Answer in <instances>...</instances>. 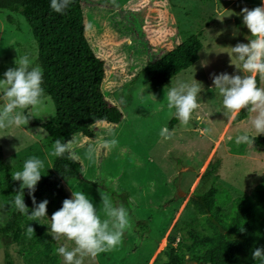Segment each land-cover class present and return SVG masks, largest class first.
<instances>
[{
  "label": "rangeland",
  "instance_id": "obj_1",
  "mask_svg": "<svg viewBox=\"0 0 264 264\" xmlns=\"http://www.w3.org/2000/svg\"><path fill=\"white\" fill-rule=\"evenodd\" d=\"M83 3L86 35L96 54L105 61L106 75L101 89L106 99L121 111L122 118L117 124L98 121L92 126L94 138L74 135L72 152L82 169L76 178L64 184L70 197L72 188L85 192L101 219L105 217L100 190H104L116 206L123 205L128 210L132 225L120 246L94 259L85 257L84 264H158L155 259L166 247L168 235L177 234L187 221L197 216L188 202L196 189L209 187V182L201 183L210 162L215 164L217 184L229 190L232 197L250 194L264 180V147L235 143V137L245 130L257 135L250 123L256 114L250 112L246 118L234 122L236 113L225 114L223 98L212 79L213 73L242 74L234 65L240 62L231 47L248 43L253 37L240 13L244 7L261 6L264 0H83ZM10 14L18 29L7 21ZM236 30L239 34L234 37ZM198 31L203 43L199 60L174 75L166 85L172 87L181 81L200 84L202 92L197 99L201 120L193 119L183 126L176 119L171 126L173 117L168 114L166 85L154 86L142 68ZM37 54V44L25 18L0 9V79L9 68L16 67L18 56L28 55L33 65L39 66ZM260 87L264 88V81L260 80ZM53 113L54 104L48 96L31 108L32 119H46ZM163 126L175 131L172 139L159 135ZM108 129H113L115 135L109 136ZM111 139L117 141L116 145L103 147ZM49 142L46 130L32 121L19 128L0 129L3 158L13 166L12 173L22 170L25 160L36 156L45 162L43 175L54 159L49 155L53 145ZM90 146L96 148L91 160L87 157ZM13 209L0 194V226L10 218ZM44 220L50 228V218ZM52 240L56 249L62 245L75 247L65 237L55 240L52 236ZM6 252L12 264H26L18 244L6 243L0 236V264H5ZM59 258V264H64L63 258ZM165 258L161 255L159 260Z\"/></svg>",
  "mask_w": 264,
  "mask_h": 264
},
{
  "label": "trees",
  "instance_id": "obj_2",
  "mask_svg": "<svg viewBox=\"0 0 264 264\" xmlns=\"http://www.w3.org/2000/svg\"><path fill=\"white\" fill-rule=\"evenodd\" d=\"M85 8L83 0H72L61 14L50 8V0H0V9L25 18L37 44V64L44 74V97L52 100L54 113L46 119H32L30 107L24 114L30 122L46 130L49 143L57 139L71 141L77 133L94 138L92 126L98 121L117 124L122 118L121 111L106 99L101 89L106 66L86 35ZM7 21L19 28L11 14ZM200 36L201 31L190 34L158 60L145 64L142 71L154 86L166 85L174 75L199 60L203 46ZM256 79L260 87L258 74ZM249 113L243 109L235 114L233 121H240ZM175 122L173 117L171 126ZM254 143L264 147V135H258ZM81 169L79 160L70 159L68 153L54 157L35 192L37 203L49 201L48 217L41 224L15 208L13 199L20 181L12 180L13 166L4 160L0 144V194L7 205L14 207L10 218L0 226V236L6 243L18 244L26 264H59L49 223L44 219L51 218L64 199L71 198L64 182L76 178ZM215 170V164L210 162L201 183L209 182V187L196 189L188 202L197 216L187 221L177 234L168 235L166 247L155 259L158 264H260L252 259L251 252L264 246V180L250 194L232 197L229 190L217 184ZM25 203L31 214L34 205L28 189H25ZM29 225L35 228L31 238L26 235ZM161 255H165V260H159ZM5 264H12L8 252Z\"/></svg>",
  "mask_w": 264,
  "mask_h": 264
},
{
  "label": "clouds",
  "instance_id": "obj_3",
  "mask_svg": "<svg viewBox=\"0 0 264 264\" xmlns=\"http://www.w3.org/2000/svg\"><path fill=\"white\" fill-rule=\"evenodd\" d=\"M72 3V0H50V8L63 13ZM243 24L250 30L248 43H237L232 48L239 64H234L242 74H212L214 87L223 98L222 104L226 109L225 114L239 113L248 109L255 113L250 123L257 134L264 133V88L257 86V74L264 81V4L254 9L244 7L240 13ZM238 30L233 36L238 35ZM232 53H229L232 57ZM16 67L9 68L4 72V78L0 79V129L21 127L29 123V118L23 110L34 108L39 105L45 95L43 87V70L34 66L28 55L18 56L15 60ZM206 66V64H205ZM172 83V82H171ZM202 92L201 85L195 82H178L172 87L165 86V100L169 116L178 119L183 126H187L193 119L200 121L198 110L201 105L198 102V94ZM18 109L20 111H18ZM194 113H197L194 116ZM175 131L167 126L160 129L159 135L166 139H172ZM108 135L114 136V130L108 129ZM247 130L235 137L237 145L253 144L255 138ZM117 141L111 139L103 145L105 148L115 146ZM95 147L87 149L89 160L93 158ZM68 153L70 159H76L72 152V142H62L57 139L49 153L52 157H63ZM45 162L39 157L31 156L25 160L23 168L12 174L13 181H21L16 190L13 203L15 208L28 215L32 221L41 223L44 217H48L47 199L37 203L35 192L37 184L42 178V169ZM25 189L29 190L34 205L31 214L25 203ZM102 198L103 219L92 200L83 191H75L72 188V197L63 200L62 207L55 211L50 220L49 232L55 240L65 237L74 242L75 247L69 249L62 245L55 250L56 254L63 258L64 264H84L85 257L96 258L101 253L115 250L122 244L126 231L131 229V219L128 210L123 206H116L110 195L100 190ZM43 224V223H41ZM35 228L29 225L26 235L31 238ZM251 256L253 260L264 264V246L255 247Z\"/></svg>",
  "mask_w": 264,
  "mask_h": 264
}]
</instances>
